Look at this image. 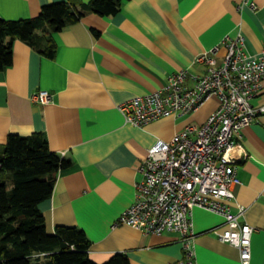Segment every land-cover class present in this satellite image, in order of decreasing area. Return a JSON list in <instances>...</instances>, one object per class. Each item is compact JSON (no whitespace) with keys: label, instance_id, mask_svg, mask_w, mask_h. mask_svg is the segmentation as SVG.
<instances>
[{"label":"crops","instance_id":"1","mask_svg":"<svg viewBox=\"0 0 264 264\" xmlns=\"http://www.w3.org/2000/svg\"><path fill=\"white\" fill-rule=\"evenodd\" d=\"M66 0H0V17L37 16L45 5ZM88 3L90 0H79ZM129 0L113 17L87 14L54 35L55 59L15 41L13 64L0 72V146L10 135L44 134L50 149L71 162L58 174L52 197L40 205L47 232L81 228L91 241L90 259L107 263L125 254L130 264H168L184 251L175 233L145 234L119 224L136 199L140 166L157 142H170L187 125H204L219 107L210 99L197 112L162 118L144 128L126 123L119 106L164 88L172 73L204 75L197 58L226 37L244 36L252 56L264 50V0ZM226 55L221 48L218 59ZM48 90L53 100L41 105L31 96ZM264 104L262 91L251 99ZM233 212L246 208L242 222L254 229L250 264H264V113L243 129ZM196 264H241L239 250L211 230L227 229L223 217L191 210Z\"/></svg>","mask_w":264,"mask_h":264},{"label":"built area","instance_id":"2","mask_svg":"<svg viewBox=\"0 0 264 264\" xmlns=\"http://www.w3.org/2000/svg\"><path fill=\"white\" fill-rule=\"evenodd\" d=\"M245 1L256 9L254 2ZM221 48L226 50L222 60L218 59ZM196 62L205 64L206 72L191 76L192 87H186L188 70H180L169 76L164 88L119 106L128 125L144 128L162 118L189 116L212 98L219 104L204 125H187L170 142L159 141L149 150L140 166L142 178L135 185V202L121 214L118 223L145 234H177L184 255L168 264H196L191 210L198 207L224 218L227 229L211 232L239 250L241 264H250L255 229L241 221L245 207L240 206L236 213L231 208L234 188L241 184L237 176L239 160L232 152L240 146L243 129L264 113V104H251L263 89L264 50L252 56L244 36L226 37ZM31 99L46 105L53 96L48 90H39Z\"/></svg>","mask_w":264,"mask_h":264},{"label":"trees","instance_id":"3","mask_svg":"<svg viewBox=\"0 0 264 264\" xmlns=\"http://www.w3.org/2000/svg\"><path fill=\"white\" fill-rule=\"evenodd\" d=\"M129 0H66L45 5L37 16L21 20L0 17V72L13 64V46L22 41L48 59H55L54 35L87 14L117 15ZM71 162L50 149L42 133L10 135L0 146V264H96L91 241L78 227L47 232L40 205L54 192L58 174ZM105 264H130L115 254Z\"/></svg>","mask_w":264,"mask_h":264}]
</instances>
